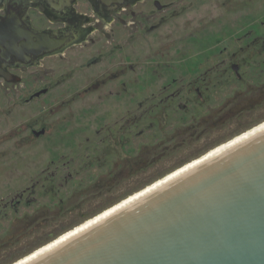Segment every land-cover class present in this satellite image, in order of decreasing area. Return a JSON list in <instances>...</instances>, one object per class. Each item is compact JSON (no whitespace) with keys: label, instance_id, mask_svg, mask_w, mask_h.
I'll use <instances>...</instances> for the list:
<instances>
[{"label":"rangeland","instance_id":"1","mask_svg":"<svg viewBox=\"0 0 264 264\" xmlns=\"http://www.w3.org/2000/svg\"><path fill=\"white\" fill-rule=\"evenodd\" d=\"M176 10L132 45L129 93L120 79L72 93L57 60L53 87L32 101L42 83L0 78V264L264 123V0H179Z\"/></svg>","mask_w":264,"mask_h":264},{"label":"water","instance_id":"2","mask_svg":"<svg viewBox=\"0 0 264 264\" xmlns=\"http://www.w3.org/2000/svg\"><path fill=\"white\" fill-rule=\"evenodd\" d=\"M22 264H264V126Z\"/></svg>","mask_w":264,"mask_h":264},{"label":"flooded vegetation","instance_id":"3","mask_svg":"<svg viewBox=\"0 0 264 264\" xmlns=\"http://www.w3.org/2000/svg\"><path fill=\"white\" fill-rule=\"evenodd\" d=\"M178 2L0 0V78L12 83L13 89H20L28 78L42 83L27 99L32 101L53 87L47 81L57 71L53 65L57 60L61 81L72 93L100 91L118 79L119 92L129 93L132 45L144 44L169 23L178 13ZM117 51L124 52L119 61H115ZM46 132V127L33 130L37 137Z\"/></svg>","mask_w":264,"mask_h":264},{"label":"bare ground","instance_id":"4","mask_svg":"<svg viewBox=\"0 0 264 264\" xmlns=\"http://www.w3.org/2000/svg\"><path fill=\"white\" fill-rule=\"evenodd\" d=\"M262 126H264V123H262V124L260 123L259 126H256L255 128L246 131L243 135H241V136H239V137H237V138H235V139H233V140H231V141H229V142H227V143H225V144H223V145H221V146H219V147H217V148H215V149L209 151L207 154H205L204 156L198 158L197 160L193 161L192 163H190V164L186 165L185 167H183V168L177 170L176 172L174 171L173 174H171V175H169V176H167V177H165V178H163V179H161V180H159V181H155V183H153L152 185L146 187L143 191L134 194L131 198H128V199L124 200L123 202L117 204V205L114 206L112 209H110V210H108V211H106V212H104V213H102V214H100V215H98V216H95V217H93L92 219H90V220L84 222L83 224L77 226L76 228L72 229L71 231L67 232L66 234L62 235L61 237H59V238H57V239H55V240L49 242L47 245H45V246H43L42 248L36 250V251L33 252L32 254H30V255H28V256L22 258L21 260L17 261V262L14 263V264H22V263H24L25 261L31 259L32 257H34V256H36L37 254L41 253L42 251L48 249L49 247L53 246L54 244L58 243L59 241L65 239L66 237L70 236L71 234L75 233L76 231L82 229L83 227L87 226L88 224L92 223L93 221L99 219L100 217L104 216L105 214L111 212L112 210L118 208L119 206L125 204L126 202L132 200L133 198L139 196L140 194H142V193L146 192L147 190L153 188L154 186L160 184L161 182H163V181L169 179L170 177L176 175L177 173L183 171L184 169L190 167L191 165H193V164L199 162L200 160L206 158L207 156L213 154L214 152L220 150L221 148H223V147L229 145L230 143L236 141L237 139L243 137L244 135H246V134H248V133H250V132H252V131H254V130L260 128V127H262Z\"/></svg>","mask_w":264,"mask_h":264}]
</instances>
